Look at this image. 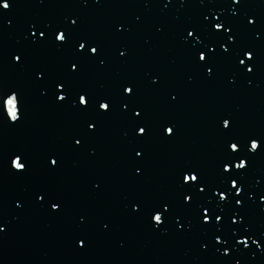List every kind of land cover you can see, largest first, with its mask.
<instances>
[{"label": "water", "instance_id": "water-1", "mask_svg": "<svg viewBox=\"0 0 264 264\" xmlns=\"http://www.w3.org/2000/svg\"><path fill=\"white\" fill-rule=\"evenodd\" d=\"M11 5L0 9V90H19L24 116L18 126L0 124V225L5 228L0 264H264V147L256 154L245 150L249 164L238 175L244 193L237 197L243 208L231 200L235 190L226 192L227 203L213 191L230 187L228 174L221 172L226 142L264 138V0H11ZM213 12L233 26L236 42L224 38L230 48L225 54L219 48L223 30L205 32V43L217 47L209 79L182 38L186 28L203 27L204 16ZM71 19L77 25L69 44L52 43L51 32L47 43H33L29 29L42 40L38 28L66 27ZM80 40L98 43L105 65L85 61L69 76ZM240 48L254 50L251 74L236 68ZM21 51L23 64L13 59ZM41 69L47 79L37 77ZM57 78L68 79L73 100L88 91L111 97L115 109L82 112L71 102H56L51 82ZM128 82L137 85L135 103L143 108L147 137L135 136L122 111L121 85ZM225 115L232 117L230 132L222 130ZM86 121H98L97 131L74 148ZM165 124L174 126V136H165ZM134 148L144 150L143 158H134ZM13 152L27 156L26 174L10 168ZM52 153L60 156L59 168L50 166ZM188 168L199 169L204 193L181 184L180 174ZM38 190L55 192L63 211L53 213L37 203ZM184 195L193 196L190 206ZM137 201L146 207L168 201L172 209L164 224L155 226L146 212L132 211ZM209 206L217 212L224 208L223 224H202V209ZM233 215L243 216V222L232 225ZM85 235L87 246L81 248L77 237ZM216 235L228 243L217 244ZM246 235L248 247L237 245Z\"/></svg>", "mask_w": 264, "mask_h": 264}, {"label": "snow or ice", "instance_id": "snow-or-ice-1", "mask_svg": "<svg viewBox=\"0 0 264 264\" xmlns=\"http://www.w3.org/2000/svg\"><path fill=\"white\" fill-rule=\"evenodd\" d=\"M43 2V0H41ZM234 3L239 4L241 0H233ZM87 3V0H85ZM99 3V0H97ZM11 0H0V9L10 10L11 9ZM211 15L214 18V21H209L208 16ZM233 15H236L233 12ZM204 25L203 27H190L186 28V36L183 37V42L188 46L189 52L193 58L195 65L201 69H203L204 74L207 78L212 79L214 76L215 69V55L217 53V47L214 44L205 43L204 36L205 32H211L212 34H221V30L223 33L220 35L222 39H219V48L222 49L223 53L227 54L230 52V48L225 45L224 38L226 37L227 41L230 43H235V36L233 33V26L229 25L228 21L225 19L223 22L221 21V14L218 13H208L204 16ZM11 21H9V24ZM248 25H255L256 21L251 18H247ZM77 25L76 19H71L70 23L66 27H58L55 29L51 28V25L43 26V30L39 28V37L43 38L42 40L36 38V31L31 32V37L33 38V43L41 44L47 43L49 41L48 33L51 32L52 43L59 42L58 46H64L70 43V39L72 37L73 30ZM228 25V26H226ZM33 28L36 26L33 25ZM119 30V29H118ZM67 33V35H66ZM189 37H194L193 40H189ZM100 45L95 42H90L88 40H80L75 46L76 59L69 61L68 66V74L69 76L73 74H78L80 65L85 61H96L99 66L105 65V60L102 57V53L98 51ZM120 57L126 56V49L124 51L119 52ZM23 58V59H22ZM13 59L15 62L20 64L24 63L26 59L25 52L21 51L19 53H13ZM236 60V68L238 71L245 72L246 74H251L254 71L255 67V57L254 50L240 48L239 51L235 55ZM201 62H203L201 64ZM38 78L47 79L44 70H38L36 73ZM158 82L157 78L152 79V83L156 84ZM51 87L53 89L52 96L58 103L71 102L73 107H77L82 112L91 111L93 108L96 112H103L104 114H111V112L115 109L116 105L113 103L111 97L102 96L95 97L88 91H82L76 93L78 96V101L72 99V90L69 86L68 79L65 78H57L52 80ZM122 94L124 95V99L121 100L122 111H124L126 117L133 122V126L131 131L135 134L136 137H147L149 135V125L144 122V118L142 116L143 108L141 105L136 104V96L138 94L137 85L134 82H128L121 85ZM134 89L136 91H134ZM47 95V92H45ZM172 100H176V96L171 97ZM6 113V114H5ZM24 116V108H23V97L19 94L18 89H9V90H0V124H5L7 126H18L20 121ZM10 121V123H9ZM232 117L230 115H225L221 117V126L222 130L225 132L231 131V122ZM98 121H86L85 128L82 134L79 135V138H74V148L83 147V141L86 137H89L97 131ZM148 129V131H146ZM162 132L166 137H172L175 135L174 126L165 124L161 126ZM125 136L128 135V132L124 133ZM264 147V138L261 137H249L247 141H243L239 138L230 139L226 142V154L224 159L221 161V172L223 174H228L230 187L223 188L221 187L213 189L214 192L218 193L219 201L228 202V197L226 196V192L231 193L232 190H235L234 195L231 197V200L234 201V204L239 208L244 207V203L242 199L237 197H242L244 193L243 186H238V175L246 170L249 164V156L245 154V150H247L248 154H256L259 150ZM134 158L139 157L143 158L144 150L142 148H134L133 150ZM23 157V158H22ZM50 166L54 168H59L61 166L62 161L60 160V156L57 153H52L49 156ZM10 168L14 170L17 174H26L29 171V161L27 156H24L20 152H13L9 157ZM135 172L140 174L142 172L141 168L136 167ZM180 180L182 185H193L198 189L199 193H204L206 190V184L203 181V178L200 176L199 169L196 168H188L181 172ZM96 188H99L100 185L96 184ZM34 197L37 203L47 204L49 210L53 213H60L63 211V200L59 198V196L55 192H51L48 190H38L34 194ZM260 200L264 202V195L260 197ZM183 201L186 205L190 206L193 201V196L184 195ZM20 206L19 204L17 205ZM132 211L137 214L147 213L149 220L154 222L155 226H161L165 222V215L169 213L172 209L171 204L168 201H162L159 204L152 205L151 207H146L143 202L137 201L132 204ZM224 217V208L221 207L219 212L209 207H203L201 212V222L204 225H212L216 226L215 222H219L223 224ZM243 222L244 217L233 215L230 218V223L232 225L237 224V222ZM179 223V221H178ZM108 225L105 224V228ZM182 228L183 225L181 224ZM5 231V228L0 225V232ZM247 231V230H246ZM235 235V233H233ZM248 239L249 236H244L242 239L236 240L237 245H244L248 247ZM214 240L217 244H227V240H222L220 235H216ZM78 246L84 248L87 246L88 237L81 236L77 237ZM252 243L256 245L257 248H260V243L256 239H252ZM205 250H207V245H204ZM228 248L224 249V255H228ZM237 264L239 262L237 261Z\"/></svg>", "mask_w": 264, "mask_h": 264}]
</instances>
